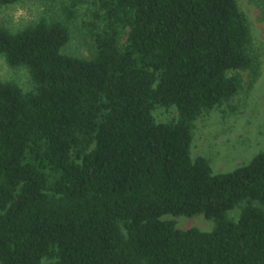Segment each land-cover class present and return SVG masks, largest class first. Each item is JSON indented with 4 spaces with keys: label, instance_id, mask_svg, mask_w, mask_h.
I'll return each mask as SVG.
<instances>
[{
    "label": "trees",
    "instance_id": "trees-1",
    "mask_svg": "<svg viewBox=\"0 0 264 264\" xmlns=\"http://www.w3.org/2000/svg\"><path fill=\"white\" fill-rule=\"evenodd\" d=\"M36 1L0 22V58L27 73L0 74V264H264V149L220 172L192 151L198 119L262 75L239 1Z\"/></svg>",
    "mask_w": 264,
    "mask_h": 264
},
{
    "label": "rangeland",
    "instance_id": "rangeland-1",
    "mask_svg": "<svg viewBox=\"0 0 264 264\" xmlns=\"http://www.w3.org/2000/svg\"><path fill=\"white\" fill-rule=\"evenodd\" d=\"M249 15L257 48L262 53V75L249 93L236 99V111L222 106L200 117L196 123L193 156H207L216 172L229 171L247 163L264 149V21L259 17V9L249 0H238ZM42 8L36 0H21L19 3L0 9V22L12 28L19 27L36 18ZM75 26L72 39L67 46L71 53L87 54L88 47L82 32ZM0 74L13 77L22 83L27 81L24 69H11L0 58ZM234 111V112H233ZM174 114L173 108L160 107L154 111L158 120H167ZM180 228L197 226L211 229V222L203 216L176 217Z\"/></svg>",
    "mask_w": 264,
    "mask_h": 264
}]
</instances>
